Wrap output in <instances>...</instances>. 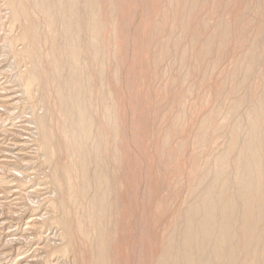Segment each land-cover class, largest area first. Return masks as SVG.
Here are the masks:
<instances>
[{"label":"bare ground","instance_id":"6f19581e","mask_svg":"<svg viewBox=\"0 0 264 264\" xmlns=\"http://www.w3.org/2000/svg\"><path fill=\"white\" fill-rule=\"evenodd\" d=\"M198 1L200 0H191L194 9L198 6ZM204 1L200 4L203 5ZM256 3L257 10L260 11L258 14L262 13L256 32L252 30L254 36L256 33L257 42L252 41L254 46L250 48L252 50L245 59L247 61H243L246 63L244 70L242 69L245 71L243 76H248L251 70L256 72L254 90L250 87L251 91L253 90L252 96L250 95L252 102L248 100L252 103L250 115H247L248 112L247 116L243 114L245 108L241 113V116L247 117L243 118L244 121L247 120L246 132L243 136V131L239 130V117L238 124L235 123L237 126L234 125L229 132L225 131L228 130L227 127L224 128L223 131L229 135L224 136H227L228 140L226 145L224 144L225 147L220 144L224 147L220 152L218 148V153L213 156L216 151L212 148L215 152L207 162L201 159L208 155L201 153V161H198L203 164L196 162L200 166L203 165L204 172H200L202 176L199 177V174L197 186L192 189L190 199L187 198L188 195L187 199L184 198L189 199V202L186 201L185 209L181 210L179 217L180 220L182 217V223L165 235L166 241L160 244L159 251L156 250L155 254L150 256L154 257L153 264H264V12H261L264 11V0H258ZM100 6L99 0H0V264H124L118 256L123 246L120 247L117 242L120 240L123 244L126 235L123 230H127L128 226L129 200L126 195L129 191L131 171H127L128 159L124 156V145L128 143L125 137L127 135L121 132L122 122L118 119L121 116L117 113L119 108L115 109V94L113 98L110 92L114 89L109 90V85L107 89L104 80L106 85L102 84L105 86L99 83L105 79L103 74L108 72L105 66L110 64L103 63L104 58H101L104 53L101 48L105 45L103 42L101 44V41L106 39L100 40L104 26L100 20L102 18L98 15ZM182 15L180 17H185ZM202 18L207 20L206 17ZM202 20L204 22V19ZM110 23L115 29L116 22ZM225 29L222 30L227 33L228 28ZM198 30L199 28L196 31ZM222 30L219 29L220 32ZM179 31L181 33V30ZM223 34L221 33V36ZM195 36L197 35L193 37ZM169 38L173 37H168L167 40ZM219 39L221 37L218 41ZM209 42L205 44L208 47L205 51L210 50ZM106 47L105 45V51L108 50ZM212 47L213 51L214 48L216 50V46ZM156 50L158 55V49ZM107 56L111 61L110 55ZM167 56L171 57L168 54ZM235 66L234 68H240ZM234 68L232 69L236 71ZM233 70L231 71L235 72ZM186 71L182 76L188 72ZM228 74L230 76L231 73ZM238 75L239 73L237 77ZM178 76L182 77L180 74ZM185 76L182 78L188 77ZM249 76L251 80L254 79L252 74ZM249 79L244 81L253 84ZM98 83L100 87H106V90L100 88ZM231 85L233 86V83ZM230 93L235 92L231 89V92L224 96ZM98 103L104 104L102 109L99 107L100 110ZM238 108H242L240 101L228 107V114L234 120H237L235 113ZM226 109L227 107L224 110ZM213 116L206 115L196 127L194 142L198 144L197 147L205 142L208 134L215 133L218 126L224 124L221 121L219 125L216 124L217 121L212 119L216 116ZM181 119L183 121V118ZM229 122L231 123V120ZM232 122L234 124L235 121ZM169 126L167 128L173 125ZM207 127H210L209 131ZM158 128L156 130H159ZM170 132L173 134L174 131ZM167 134L162 138V148L173 144L168 141H171V138L170 134ZM214 135L217 139L222 137ZM182 143H178V146L177 143L175 146L171 145L175 148L173 151H177L175 154L185 151L183 147L186 142L185 145ZM201 146L207 148L210 144L207 147L206 144ZM168 150L170 151L167 148ZM159 151L163 152L160 149ZM198 155L200 156V151L199 154L196 153V158ZM200 166H193L195 169L192 170L200 169Z\"/></svg>","mask_w":264,"mask_h":264},{"label":"rangeland","instance_id":"374dc122","mask_svg":"<svg viewBox=\"0 0 264 264\" xmlns=\"http://www.w3.org/2000/svg\"><path fill=\"white\" fill-rule=\"evenodd\" d=\"M99 1H100L101 6L98 7L99 8L98 10H100V13L98 12V15H99V18H102L100 20L102 22V25H104L102 26L103 31L101 30L102 31L101 33L103 34L100 33L102 35L100 36L101 37L100 40H102L103 38L106 39V41L103 39L101 41V44L104 43L107 46L106 49H108L105 51L104 49L105 45H103L104 48H101V51L102 52L104 51V53H102L101 58L102 60L104 58L103 63H106V64L110 63V64H108L107 66H105L106 64L105 65L103 64L106 67V71H108L109 73L108 72L104 73L107 75V77L106 75L104 77V74H103V78L105 79L101 78L102 81H100L101 79L99 78L100 80L99 79L98 80L100 82L99 81L98 82L101 85H103L102 83L106 82L107 85L106 83L104 84L106 85L107 89H108V85H109V90H112V88L114 89L110 92L113 95V98L115 94L114 105L115 104L117 105L115 106L116 108L115 107L114 108L115 109L119 108L117 113H118V116H121V118L118 117L119 122H122L121 132L122 134L127 135V136L129 134V137L125 136L128 139V143L127 145H124V149L126 148L124 152V156L126 155V160L128 159L127 160V165H128L127 171L128 173L131 171L129 173V188H128L129 191H128V195H126L129 200V203H128L129 208H127L128 226H127V230L126 228H124L123 230L124 235L126 234L124 236L123 244H122V241L120 240H118L120 243L117 242V244L120 247L123 246L121 252L118 253V256L120 259L122 258L121 263L123 262L124 264H146V262L147 264H153L154 257L152 258L150 256L151 255L153 256L156 250L159 251L160 244L166 241L164 240V237H167L165 235H168L169 234L168 232L169 231L171 232L173 227L180 226L182 223L181 222L182 217L180 220L179 216L181 215L183 209H185L187 205L186 201L189 202L192 189H194V187L197 186L196 182H197L199 174H200L199 177H201L202 176L201 174L204 172V169H203L204 167L202 168L203 165L201 166L199 165L202 162L199 163V161L202 160L203 162L204 161L207 162L216 153H218L217 151L218 148L220 152L225 147L224 144L226 145L228 138L226 140L227 136L225 138L224 136L226 134L229 135L228 132L234 125L237 126L239 117H240L239 121H241L240 123L242 125V126L239 125L240 123L238 124L239 130L243 131V132L240 131L241 134L243 133L242 134L243 136H244V133L246 132L247 123L245 121L247 120L244 121V119H247V117L244 118L243 117L244 115L241 116L242 115L241 113H243V109L245 108L246 110L244 109L245 113L243 114H245V116L250 115L251 107H252V103H251L252 95L251 94L253 93L254 86H255L256 72L255 70H251L252 73L250 72V74L248 73V76L247 74L243 76V74H245L244 73L245 71L243 70H244L245 63H246V62L243 63V61L247 59L248 53L252 50L250 48L254 46L253 42L254 41L255 43L257 42L256 33L254 36V32H256L255 30L258 25L257 22L261 20L260 17L262 16L261 15L262 13L258 14L260 12L257 10L258 6H256L258 5V3H256L258 0L257 1L256 0H205L203 5L200 4L201 2H203V0L202 1L200 0L201 2L198 1V6L196 7L197 9L198 8L199 9L197 10L195 8L197 12L191 5V0H184V1L183 0H170V1L169 0H109V1L99 0ZM255 6H256V9H255ZM110 8H114V9L110 10ZM110 11L112 12V15ZM252 12H255L257 14H254ZM261 12H264V11L262 10ZM181 15L182 16L185 15V17H180ZM202 17H206L207 20H205V18H202ZM187 18L190 21H188ZM178 19H181V20H178ZM202 19H204V22ZM182 20L184 22H182ZM113 21L116 22L115 29L113 28L112 23H110ZM202 23L204 25H202ZM219 23H220V27H219ZM190 26H191V29H190ZM225 26H226V29L228 28L227 33H224L225 31L222 30V29H225ZM198 28L199 30L196 31ZM218 28L222 31L220 32ZM170 29L172 31H170ZM179 30H181V33H183V36H181V33ZM214 30H216V32ZM178 31L179 33H177ZM187 32L188 33L190 32L189 33L190 36H188L189 34ZM221 33L222 34L224 33L225 36L226 34H228L227 35L228 37L223 36L224 35L223 34L222 35L223 38H222ZM195 34L197 36L193 37ZM219 35L221 37V39H219L220 41H218V38H220ZM176 36H179L182 40ZM166 37L167 38L173 37V38L171 39L169 38L167 40ZM163 38H166V39L164 40ZM177 38L178 40H176ZM224 38H227V39H224ZM158 39H160V41ZM162 40H164V43L166 41L168 42L164 44ZM173 41L176 43H174ZM204 41H206L207 44L210 41L211 43L209 42L210 43L209 45L216 46V50L214 48V51H213L212 50L213 47L212 46L210 47L208 45L210 50L212 51L211 52L210 50L205 51L206 49H208V47L206 46L207 44ZM169 42H171V44ZM158 44L159 46H157ZM166 44L167 45L169 44L171 47L169 48V45L165 47ZM218 44H220L221 47ZM186 45H188L189 47ZM217 47L221 49H217ZM47 48H49V46H47ZM186 48H188L190 51ZM156 49H158V55L156 53L157 52ZM171 49L173 50L171 51ZM200 49L202 51H200ZM168 51H170V53ZM218 51L220 52V54ZM110 52L113 53V55ZM174 52L175 54H173ZM108 54L110 55L111 61H109V56H107ZM167 54L170 55L171 57H168ZM183 54H185L186 56ZM181 55L182 57L184 56L183 57L184 59L186 58L187 59L183 60ZM157 56H159L158 59H157ZM161 56H164L165 58ZM242 56L244 58H242ZM174 57L175 58L178 57L179 60L177 58L175 59ZM166 58L168 59L165 60ZM181 58L184 61L182 62V64H181V61H182ZM238 58L239 59L242 58V61L241 59L239 61ZM187 60L188 62H186ZM231 60H234V61H231ZM157 63H160V64H157ZM237 63H239V66ZM242 63H243V66H242ZM235 64H237L236 66H238V68L240 67L241 69L234 68ZM232 68L236 69V71L233 70ZM114 69L116 70L115 72L113 71ZM231 70L235 72H232ZM184 71L187 72L184 74V76L186 75L185 77L188 76L186 79L182 78L184 77L182 76ZM112 72L115 74H112ZM228 73H231L232 76L231 74L229 76ZM238 73L239 75L237 77ZM179 74L182 77L178 76ZM251 74L253 75L252 78H254L252 80H251V77L249 76ZM234 75H236L235 77H237V80L239 82H237L236 78L233 77ZM112 77H114V79ZM239 77H241V79H239ZM228 78L230 79V81ZM245 78L249 79L248 81H252L253 84H251V82L244 81V80H247ZM221 81H224L226 84L225 85L222 84ZM240 81H242L243 83ZM235 82L237 83V86ZM99 83H98V86L100 87ZM232 83H233V86L231 85ZM245 83L247 84L243 85ZM220 84L223 85L224 87L230 86L229 87L230 90L227 87L223 88V86H221ZM240 85L243 87H241ZM106 87H104L105 89L102 88V86L100 88L106 90ZM250 87L253 89L252 91ZM188 88H189V91H188ZM231 89H232V92H235V93L233 94L230 93L227 96H224L225 94L231 92ZM217 92H219L220 95L222 94L221 92L225 94L224 95L222 94L221 95L222 97H221L219 94H216ZM237 93L238 94L240 93L239 94L240 96H238ZM241 93L242 94L244 93V95H242ZM245 93L247 94L245 95ZM237 96L241 98L238 99ZM246 97H248L247 101H245ZM241 99H244V100H241ZM230 100L233 102L230 103L229 102ZM248 100L251 102H249ZM221 101H223L224 103H222ZM236 101L237 102L240 101L242 108L241 110L238 108V111L235 113V116H238V117L236 118L234 116L235 119H237V120H234L233 117L229 116L230 114H228L230 113L228 112L229 111L228 107L231 104L233 105V103ZM243 102L244 104L246 103L245 105H247L248 108L250 107V109L245 107V105L242 104ZM218 103L224 109L227 107L226 111L224 109L222 110V108L219 107ZM247 103L249 104V106ZM98 104L100 105L97 107L98 108L101 107L102 109V106H104V104L103 103H98ZM209 105L210 106L212 105L214 108L212 106L210 107ZM123 112H124V115H123ZM247 112L248 114L246 115ZM237 113H240V114L237 115ZM206 115L207 117L209 116L211 117V115L212 116L214 115L216 116L215 119L216 118L217 119L216 120L214 118L212 119L215 122L217 121L216 124L219 125L220 121L221 123H224V124H220L219 126L221 129L218 126L217 131L215 133H210L212 135L208 134V136H206L208 137L206 139L207 141L204 140L205 142H203L202 144H199V146L197 147L196 145L198 144L194 142V138L196 140V135L194 134L197 129L196 127L199 126L200 120H202ZM218 115L219 117L222 116L220 117L222 120L219 119L218 121V118H219ZM228 117H230L231 119H229ZM181 118H183V121ZM173 119L176 121H174ZM242 119L244 122L242 121ZM230 120L232 124H233L232 121H235L233 125L230 122H229L230 124L228 123V121ZM171 121H174L175 124L173 122L171 123ZM180 122H183V123L181 124ZM177 124L179 125L176 126ZM169 125L172 127H170ZM168 126L170 128H167ZM179 126L180 128H178ZM174 127L177 132H175ZM157 128L159 130H156ZM171 128H173L174 130H171ZM224 128L228 130H225ZM207 130L209 131L210 127H207ZM223 130L228 131V132L225 133ZM162 131L163 133H161ZM170 131H174L173 134L174 133L175 134L173 135L172 132ZM126 132L128 133L125 134ZM219 133H222V134L219 135ZM165 134L167 135L170 134L169 138H171V141L170 139L168 141L170 142V144L173 143L171 144L173 146L176 145L175 143H177V146H178L179 144H181V142H183L182 144L185 145V142H186V146L183 145L184 146L183 149H185V151L184 152L181 151V153L178 152L177 154H175L177 151L176 152L173 151L175 150V148H173V146L171 145L163 147V148L167 147L168 149H170V151L172 149L171 152L169 150L167 151V148H165L166 151L165 149L163 150L162 148L163 143L161 142H163L162 138L165 137ZM214 134H217L219 135V137L220 136L222 137L217 139V136ZM210 136L211 138H209ZM182 138H183V141H182ZM223 138L225 139V141L223 140ZM213 139L215 140L213 141ZM214 142L216 143V145ZM203 144H206V147L210 144L211 148L209 146H208L209 148L208 147L205 148L204 147L205 145L202 147L201 145ZM220 144H222V146L224 147H222ZM212 148L216 152L212 151ZM159 149L163 152H160ZM199 151H200V156L198 155V157L196 158L195 155L196 153L199 154ZM193 152L195 154L194 155L195 157L193 156ZM201 153L204 156L205 155H208V156H206V158L202 156L203 159H201ZM209 153L211 154L209 155ZM161 155H164V156H161ZM167 155L169 156L171 155V156L169 157ZM167 157H169L168 161L166 160ZM174 158L175 160H173ZM199 158L201 160H199ZM196 161H198L199 164ZM197 165L201 167V168L199 167L201 170L198 168L196 169L197 171L192 170L194 167H198ZM201 171L202 173H200ZM189 183L191 184V186L192 185L193 186L191 187ZM186 197L189 199L185 200L184 198ZM177 220H179V222Z\"/></svg>","mask_w":264,"mask_h":264}]
</instances>
